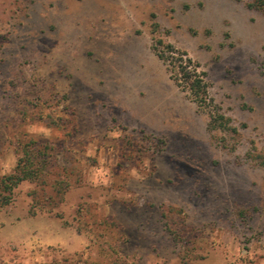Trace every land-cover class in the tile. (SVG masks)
Here are the masks:
<instances>
[{
    "label": "rangeland",
    "instance_id": "rangeland-1",
    "mask_svg": "<svg viewBox=\"0 0 264 264\" xmlns=\"http://www.w3.org/2000/svg\"><path fill=\"white\" fill-rule=\"evenodd\" d=\"M253 2L0 0V175L34 141L52 162L42 183L69 184L59 202L23 182L0 206V264H264ZM159 41L205 72L208 107L171 79Z\"/></svg>",
    "mask_w": 264,
    "mask_h": 264
},
{
    "label": "trees",
    "instance_id": "trees-1",
    "mask_svg": "<svg viewBox=\"0 0 264 264\" xmlns=\"http://www.w3.org/2000/svg\"><path fill=\"white\" fill-rule=\"evenodd\" d=\"M252 6L264 12V0H254ZM158 44L163 47L162 50L153 48L157 56L167 64L171 79L179 88L188 93L198 107H208L211 99L208 94L205 72L201 71L199 65L188 58L185 53L175 50L170 45H164L161 41ZM211 121L216 123L220 121L219 127L224 125L222 116L217 118L211 116ZM212 126L215 127L214 124ZM46 149L36 145L34 141H30L24 146H18L15 166L9 173L0 175V206L4 207L12 202L14 190L23 182L43 184V179L52 172V162L48 159ZM55 185L51 184L47 187L46 184H43L49 188L50 194L47 195L46 192H43L40 195L48 201L55 199H58L59 202L62 201L69 189V184L67 182L58 183V188ZM30 195L33 201L40 200L38 192H33Z\"/></svg>",
    "mask_w": 264,
    "mask_h": 264
},
{
    "label": "clouds",
    "instance_id": "clouds-1",
    "mask_svg": "<svg viewBox=\"0 0 264 264\" xmlns=\"http://www.w3.org/2000/svg\"><path fill=\"white\" fill-rule=\"evenodd\" d=\"M107 172L104 170H99L96 173V178L93 180V183L96 184L97 182H103L105 185L108 183L106 179Z\"/></svg>",
    "mask_w": 264,
    "mask_h": 264
}]
</instances>
